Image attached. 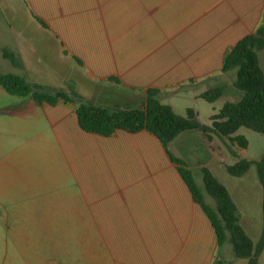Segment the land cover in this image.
<instances>
[{"label":"crops","instance_id":"1","mask_svg":"<svg viewBox=\"0 0 264 264\" xmlns=\"http://www.w3.org/2000/svg\"><path fill=\"white\" fill-rule=\"evenodd\" d=\"M23 1L44 33L15 32L4 8L14 12L17 3L0 0L1 73L50 90L71 80L102 106L142 107L148 89L158 88L163 103L181 115L193 108L209 126L225 102L242 95L234 86L236 69L223 70L226 54L264 23V0ZM217 86L225 88L219 99L201 97ZM180 95L192 96L199 108H176L170 97ZM30 96L0 84V264H226L236 258L229 243L218 246L210 218L169 152L186 161L210 205L216 202L204 188L202 168L228 188L250 237L251 202L264 226L258 172L252 182L246 179L251 168L234 181L224 175L240 158L261 159L246 152L250 140L240 128L232 136H244L246 148L201 130L184 131L166 147L146 129L88 132L75 103L39 104ZM60 216L71 223L51 222ZM260 238L251 237L254 244ZM263 259L264 249L260 264Z\"/></svg>","mask_w":264,"mask_h":264},{"label":"trees","instance_id":"2","mask_svg":"<svg viewBox=\"0 0 264 264\" xmlns=\"http://www.w3.org/2000/svg\"><path fill=\"white\" fill-rule=\"evenodd\" d=\"M38 20H40L38 18ZM41 21V20H40ZM42 22V21H41ZM43 23V22H42ZM264 49V23L253 33L241 39L225 56L224 72L236 69L234 86L242 93L237 101H227L218 113L211 117L212 126L202 123L193 108L186 114H178L169 104L160 98V89L149 88L142 101V107L132 104L102 106L96 105L78 90L65 93L53 89L48 93L38 84L29 83L24 77L13 73L0 72V84L13 95H32L37 103L44 101L56 104L59 100L77 105V115L81 127L92 133L111 135L118 129L138 132L143 129L155 134L168 147L180 133L189 130H201L210 136L215 132L228 137L240 147L246 148L247 139L242 135L232 136L239 128L247 127L264 134V70L260 64L259 52ZM6 57L17 62V56L4 51ZM225 88L217 86L201 94L209 102L219 99ZM171 159L188 184L194 199L210 218L217 235L218 246L229 243L236 258H245L247 264H260L259 257L264 249V226L261 238L254 244L241 225L240 215L228 188L207 168L201 169L206 192L215 200V206L206 202L201 187L196 182L193 171L186 161L170 153ZM255 166L262 184L264 195V156L260 160L240 158L226 169L233 176H243ZM264 219V197H263Z\"/></svg>","mask_w":264,"mask_h":264},{"label":"rangeland","instance_id":"3","mask_svg":"<svg viewBox=\"0 0 264 264\" xmlns=\"http://www.w3.org/2000/svg\"><path fill=\"white\" fill-rule=\"evenodd\" d=\"M15 3H17V6L15 7V8H17V10L15 9L14 12H13L12 8L9 7L10 6L9 4H5V8H4L5 16L10 21L12 27L14 28V31L15 32H21V33H27V32H29V33L36 32L39 34L44 33V31L42 32V28H39L40 26H39L38 22L34 18H32L29 15V13L26 11V6L24 4V1L23 0H15V2H10V4H15ZM259 55H260L262 66L264 68V50L261 51L259 53ZM65 86L66 87H64L63 89H57V90H61V91L68 93V94L71 93L72 89L75 91L77 90L76 86L74 84H72L71 80L66 82ZM42 90L45 92H48V93L53 92V90H50L47 88H42ZM236 90H238V89L236 88ZM180 96H181V98H178V96L170 97V102H173L175 104L176 108H178L179 110H184L186 106L195 107V105L199 108V104L196 103L194 101V99H192V96H184V95L183 96L180 95ZM30 97L33 98L32 95ZM201 101H203L204 103H208L205 100H201ZM241 131L244 134H246V136L250 140V145H249V147H247L246 152L248 151V153L250 155H254L255 157L262 158L264 156V134L257 132V131H254V130L247 128V127H241L240 132ZM228 148L231 152H235L236 154L237 153L239 154V152H238L239 148H237V146H233L232 144H229ZM229 163H231V162L229 161ZM224 175H226L232 179L229 181L235 180V177L231 176L228 172H224ZM248 175H249L248 178H246L247 180H250L251 182L253 179L256 180L257 179V168L255 166H252L251 172ZM221 177L223 178V176H221ZM223 180H225L226 183L228 182L224 178H223ZM231 186H232V183L230 184V187ZM250 186H254V184L252 183V184H250ZM250 204H251L250 208H249L251 210L250 215L255 220L254 226L250 230V234H251V237L256 238V237H259L261 235V232L263 230V226H262V223H260V220H258V211L256 210L255 202H251ZM261 208H262V205L259 206V209H261ZM258 221H259V224H258ZM51 222L54 224H60V225L71 223L70 218L67 216L55 217V219ZM246 261H247V259H245V258H232V259H228V262L226 264H246ZM261 264H264V259L261 261Z\"/></svg>","mask_w":264,"mask_h":264}]
</instances>
